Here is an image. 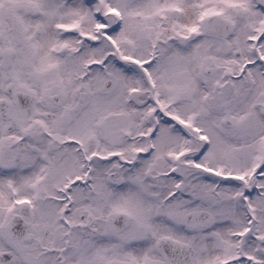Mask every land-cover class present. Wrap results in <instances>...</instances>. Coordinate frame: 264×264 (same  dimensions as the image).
<instances>
[{
    "label": "snow or ice",
    "instance_id": "6c2138e0",
    "mask_svg": "<svg viewBox=\"0 0 264 264\" xmlns=\"http://www.w3.org/2000/svg\"><path fill=\"white\" fill-rule=\"evenodd\" d=\"M0 264H264V0H0Z\"/></svg>",
    "mask_w": 264,
    "mask_h": 264
}]
</instances>
